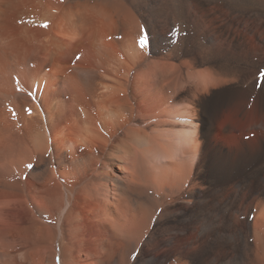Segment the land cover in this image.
I'll return each mask as SVG.
<instances>
[{"label": "bare ground", "instance_id": "6f19581e", "mask_svg": "<svg viewBox=\"0 0 264 264\" xmlns=\"http://www.w3.org/2000/svg\"><path fill=\"white\" fill-rule=\"evenodd\" d=\"M262 74L264 0H0V264H264Z\"/></svg>", "mask_w": 264, "mask_h": 264}, {"label": "rangeland", "instance_id": "374dc122", "mask_svg": "<svg viewBox=\"0 0 264 264\" xmlns=\"http://www.w3.org/2000/svg\"><path fill=\"white\" fill-rule=\"evenodd\" d=\"M238 118V117H237ZM230 122H232L231 123V125L233 126L234 125V120L231 118V121ZM236 125H234L233 127H234V129L232 130L233 131V134H231V135H234L235 133L236 134H238L237 132H239V130L241 129V125H238V123H235ZM240 126V129L238 128ZM239 129V130H238ZM231 131V132H232ZM235 131V132H234ZM229 132V131H228ZM231 132H229V133H231Z\"/></svg>", "mask_w": 264, "mask_h": 264}, {"label": "snow or ice", "instance_id": "6c2138e0", "mask_svg": "<svg viewBox=\"0 0 264 264\" xmlns=\"http://www.w3.org/2000/svg\"><path fill=\"white\" fill-rule=\"evenodd\" d=\"M45 27H47V25H44ZM262 75H264V74H262Z\"/></svg>", "mask_w": 264, "mask_h": 264}]
</instances>
